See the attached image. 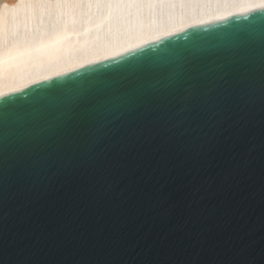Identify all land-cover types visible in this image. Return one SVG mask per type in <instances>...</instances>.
<instances>
[{
	"label": "water",
	"instance_id": "1",
	"mask_svg": "<svg viewBox=\"0 0 264 264\" xmlns=\"http://www.w3.org/2000/svg\"><path fill=\"white\" fill-rule=\"evenodd\" d=\"M0 264H264V4L0 95Z\"/></svg>",
	"mask_w": 264,
	"mask_h": 264
},
{
	"label": "bare ground",
	"instance_id": "2",
	"mask_svg": "<svg viewBox=\"0 0 264 264\" xmlns=\"http://www.w3.org/2000/svg\"><path fill=\"white\" fill-rule=\"evenodd\" d=\"M264 0H0V95Z\"/></svg>",
	"mask_w": 264,
	"mask_h": 264
}]
</instances>
